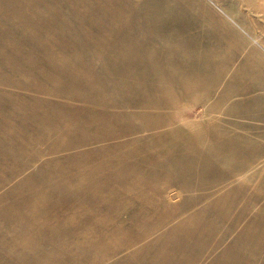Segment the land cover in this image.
<instances>
[{"label": "rangeland", "instance_id": "1", "mask_svg": "<svg viewBox=\"0 0 264 264\" xmlns=\"http://www.w3.org/2000/svg\"><path fill=\"white\" fill-rule=\"evenodd\" d=\"M0 264H264V0H0Z\"/></svg>", "mask_w": 264, "mask_h": 264}]
</instances>
